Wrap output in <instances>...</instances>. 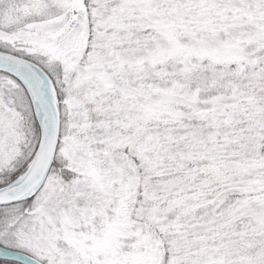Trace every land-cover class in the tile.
<instances>
[{
    "label": "snow or ice",
    "instance_id": "snow-or-ice-1",
    "mask_svg": "<svg viewBox=\"0 0 264 264\" xmlns=\"http://www.w3.org/2000/svg\"><path fill=\"white\" fill-rule=\"evenodd\" d=\"M0 264H264V0H0Z\"/></svg>",
    "mask_w": 264,
    "mask_h": 264
}]
</instances>
